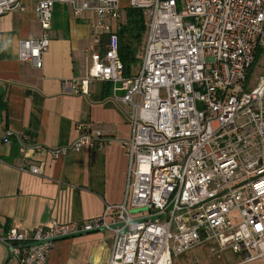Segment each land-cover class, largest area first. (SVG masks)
<instances>
[{
  "label": "built area",
  "instance_id": "built-area-1",
  "mask_svg": "<svg viewBox=\"0 0 264 264\" xmlns=\"http://www.w3.org/2000/svg\"><path fill=\"white\" fill-rule=\"evenodd\" d=\"M29 0H0V15ZM38 37L18 41L17 58L40 68L51 39L53 8L67 6L87 23L92 45L81 79L62 82L87 95L93 80L111 84L109 99L129 106L134 126L121 203L101 215L31 231L10 226L0 242L19 264H45L59 238L111 231L101 264H173L203 243L234 264H264V74H249L264 52V0H34ZM141 9L145 37L138 69L125 73L118 54L122 9ZM90 13V17L86 14ZM66 148L99 150L113 139L90 121ZM20 151H23L21 144ZM28 170L39 173L37 165ZM138 210V211H134Z\"/></svg>",
  "mask_w": 264,
  "mask_h": 264
},
{
  "label": "crops",
  "instance_id": "crops-1",
  "mask_svg": "<svg viewBox=\"0 0 264 264\" xmlns=\"http://www.w3.org/2000/svg\"><path fill=\"white\" fill-rule=\"evenodd\" d=\"M34 8L29 0L24 11L0 15V236L5 225L31 231L51 218L74 222L101 215L107 205L121 203L126 190L131 108L109 99L106 82L93 80L87 95L62 90L64 80L85 76L84 49L92 45L89 25L74 20L64 4L53 8L42 66L18 60V41L40 32ZM81 120L113 139L101 150L86 146L57 154L81 133ZM30 165L39 173H31ZM110 244L108 229L59 238L45 264H101ZM9 252L0 242V264H19Z\"/></svg>",
  "mask_w": 264,
  "mask_h": 264
},
{
  "label": "trees",
  "instance_id": "trees-1",
  "mask_svg": "<svg viewBox=\"0 0 264 264\" xmlns=\"http://www.w3.org/2000/svg\"><path fill=\"white\" fill-rule=\"evenodd\" d=\"M121 20L118 31V54L124 65L125 73L128 74L131 68L140 62L139 54L145 37V19L141 9L126 7L122 9ZM106 88L110 94L111 84L106 82ZM8 229L9 226L5 225L4 233Z\"/></svg>",
  "mask_w": 264,
  "mask_h": 264
},
{
  "label": "rangeland",
  "instance_id": "rangeland-1",
  "mask_svg": "<svg viewBox=\"0 0 264 264\" xmlns=\"http://www.w3.org/2000/svg\"><path fill=\"white\" fill-rule=\"evenodd\" d=\"M141 58V53L139 54ZM140 62L131 68L135 72L138 69ZM264 74V52H259L252 69L249 74L248 84L253 86L257 79ZM239 258L230 252L223 254L221 258H216L209 253V244L203 243L198 246L195 245L192 249L172 256L173 264H234ZM250 264H263L260 260L254 261Z\"/></svg>",
  "mask_w": 264,
  "mask_h": 264
},
{
  "label": "water",
  "instance_id": "water-1",
  "mask_svg": "<svg viewBox=\"0 0 264 264\" xmlns=\"http://www.w3.org/2000/svg\"><path fill=\"white\" fill-rule=\"evenodd\" d=\"M2 93H3V87H2V85H0V101H1V98H2ZM2 119L3 118H2V115H1V109H0V122H1ZM134 211H138V210H134ZM3 244H5V243H3ZM5 246L7 248V251L9 252L10 251V247L8 245H6V244H5Z\"/></svg>",
  "mask_w": 264,
  "mask_h": 264
}]
</instances>
